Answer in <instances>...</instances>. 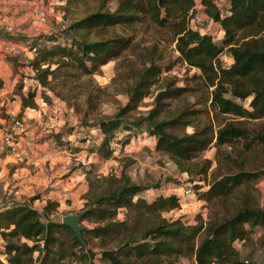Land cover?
<instances>
[{
  "label": "trees",
  "instance_id": "obj_1",
  "mask_svg": "<svg viewBox=\"0 0 264 264\" xmlns=\"http://www.w3.org/2000/svg\"><path fill=\"white\" fill-rule=\"evenodd\" d=\"M77 1L65 0L67 4ZM107 1L99 0L101 4L95 11L75 20L59 35L45 38L36 51V61L31 63L36 70L32 80L45 89L61 77L50 67L41 69L40 60L57 57L63 67L92 74L123 51L133 50L136 45L132 44V36L116 32V26L127 32L147 19L155 27L167 29L178 58L199 72L203 86L209 90V108L213 111L212 120L217 121L216 128L205 124L193 126L191 133L169 131L191 124L187 118L196 112L182 111L170 120H158L162 102L187 91L186 87H176L174 81L166 83L154 96V107L146 117H127L163 71L159 65L162 54L152 46L144 55L143 67L133 72V83L126 93L128 104L94 125L93 129L102 136L97 152L107 159L113 141L125 146L131 136L146 128V135L155 140L154 151L166 155L198 181L206 183L209 175L205 191L199 192L200 185L194 187L200 200L211 204L238 198L240 204L226 216H210L206 222L191 225L163 216L178 208L176 194L157 193L146 199L142 194L158 189L157 185H139L123 173L98 176L89 182L84 195L82 220L94 224L90 229L84 227V243L71 228L50 219L57 208L54 201L46 202L41 211L25 202L0 209V237L4 240L6 264H65V259L83 260L89 257L87 247L93 239L116 240L114 248L100 252L102 264H181V258L191 264H264V260L240 257L235 246L245 243L250 232L260 227L258 244L264 248V202L259 205L240 192L253 181L264 179V165L245 170L243 162L232 156L236 143H240L241 152L255 147L264 149V131L252 132L245 127L247 122L264 119V0H227L224 11L215 0H200L203 13L222 32L219 44L212 34L189 27L194 0H115L112 12L105 8ZM223 52L232 60L228 66L220 62ZM34 96L31 90H20L22 110L35 108ZM246 99L250 100L248 107L241 103ZM119 129L128 134L118 139L115 133ZM210 147L216 150L214 169L209 159L196 162ZM221 163L227 172H219ZM120 213L121 220L117 219Z\"/></svg>",
  "mask_w": 264,
  "mask_h": 264
},
{
  "label": "rangeland",
  "instance_id": "obj_2",
  "mask_svg": "<svg viewBox=\"0 0 264 264\" xmlns=\"http://www.w3.org/2000/svg\"><path fill=\"white\" fill-rule=\"evenodd\" d=\"M215 1L224 11L227 0ZM100 4L99 0H78L70 4H67L65 0H37L36 2L21 3L19 26L23 36L20 37V47L16 53L4 56L10 72L8 71L4 81H0V87H5L7 90L4 104L8 105V109L13 110L16 106L17 110L22 112L24 109H21V104L19 103L17 106V103H14L20 99V90L24 93L28 90L35 92L33 98L35 108L25 109L23 113L26 112V116L21 112L19 116L17 111L14 113L15 116H12V120L10 119L11 123H14L15 120L20 121V131L22 130L20 137L26 139L24 142L27 149L30 147L36 153L43 149L51 150L60 157L56 161L62 168H59L57 176H62V179L67 180L68 185L64 184L65 188L71 191V194L75 193L74 196H71L69 192V194L65 193L63 188L58 186L55 191H59L58 197L55 196L52 200L57 203V208L50 215V219L61 221L62 217L66 215L80 214L89 182L98 176L111 174L120 176L121 173L139 185L158 186V189L142 194L146 199H151L157 193L177 195L179 206L177 209L164 213L163 216L166 219H180L184 223L195 225L200 221L206 222L210 216H226L227 213L239 206L240 199L232 198L211 204L200 200L194 187L200 185L199 192L205 191L209 175L206 177V183L203 180L198 181L194 176H190L178 168L166 155L154 151L155 140L146 135V128L138 130L139 132L131 136L130 143L125 146L113 141L111 143L112 153L107 159L97 152L102 136L93 129L94 125L104 118L112 117L120 108L128 104L129 98L126 93L133 83V72L143 67L144 55L152 46H156L158 52L162 54L159 65L163 71L156 77L146 96L137 103L136 108L127 117H146L148 111L154 107V96L166 86V83L174 81L176 87H186L187 91L179 96L164 100L158 120H170L182 111L196 112L193 117L187 118L191 124L180 125L178 128L169 129V131L174 134L191 133L193 126L202 127L205 124H211L213 129L216 128L217 121L212 120L213 111L209 108V90L203 86L199 72L189 68L178 58L174 51V42L167 29H159L147 19L134 24L127 32L116 26L114 28L116 32L132 36V44L136 45L133 50L123 51L118 58L98 67L92 74H83L74 67H63L57 57L40 60L39 67L41 69L50 67L51 70H56L61 77L55 81L50 79L51 82L45 89L32 80L36 75V70L33 69L31 63L36 61V51L41 48L39 43L44 42L47 37L59 35L72 22L99 8ZM115 7V0H109L105 4V8L111 12L115 10ZM12 10L8 9L4 16L6 24L13 27L15 32L18 31L19 26H16L14 18L11 19ZM36 11H42L45 15V23H35L33 14ZM13 15L15 16L12 17L18 16ZM48 27L49 30L46 29ZM43 29L46 30L43 32ZM194 29L212 34L214 41L218 44L222 39L218 29L211 21L207 20L203 24L202 20V23ZM15 33L12 37H17ZM8 38L10 40L11 37L8 36ZM45 45L51 44L46 43ZM224 55L229 57L226 52H223L219 57ZM226 60L222 58L220 62L224 66L232 63V60L227 58ZM57 62L60 66L55 65ZM3 73L5 74L6 71L4 70ZM21 87L24 89L22 88V90ZM249 101L246 99L241 103L248 107ZM245 127L252 132L264 131V119L247 122ZM29 131L30 134L26 136L25 133ZM125 132L119 129L115 135L121 139L126 135ZM232 156L239 163L243 162L245 170L264 165V149L259 147L248 152H241L240 143H236L232 147ZM203 159H209L212 162L211 169H214L217 165L215 148L207 149L196 158V162L201 163ZM231 167L232 165H230V169L233 171ZM219 172H227L222 163L219 165ZM82 174L85 175L80 178ZM81 185L87 187L84 194H81ZM32 186L33 188L28 189L29 193L26 195L32 196L33 200L40 197L38 193L42 189L35 188L34 184ZM242 188L240 192H245V195L256 200L259 205L264 202V179H257L250 186ZM8 190V187L5 190L0 186V205L2 203L4 205L20 204V190L10 188L11 194L9 195ZM15 191H17V196L14 197ZM37 205V208L41 209L39 203ZM122 218L123 215L120 213L117 219L121 220ZM81 225L89 229L94 226L86 219L81 220ZM261 234L262 229L256 227L250 232L249 239L245 243H236L235 246L240 251V257L251 258L254 261L264 260V248L258 244ZM3 243L4 240L0 237V263L6 264ZM115 246V239L103 241L93 239L89 241L87 247L89 257L83 260L65 259L64 263L102 264L99 261L100 252ZM179 263L191 264V261L181 258Z\"/></svg>",
  "mask_w": 264,
  "mask_h": 264
},
{
  "label": "crops",
  "instance_id": "obj_3",
  "mask_svg": "<svg viewBox=\"0 0 264 264\" xmlns=\"http://www.w3.org/2000/svg\"><path fill=\"white\" fill-rule=\"evenodd\" d=\"M24 4L25 2H21ZM20 0H1L0 1V81H4V78H7L8 71L10 72L9 65L6 63L4 56L7 54L3 52L2 47L5 42L9 41L8 36L4 33L3 27L6 24L5 20L6 17L4 16L7 14L8 9L12 10V16H15L13 14H16L17 17L14 18V21L16 23V26L20 25ZM29 3V1H28ZM211 21L207 18V16L203 13V24L205 21ZM212 22V21H211ZM214 26L218 29V32L222 36V32L219 28V26L212 22ZM202 25V24H201ZM18 28V27H16ZM49 30L50 28H46ZM43 29L42 31L44 32ZM17 31V30H16ZM15 31V32H16ZM205 33V32H200ZM17 37L11 38V41L16 43L18 49L20 47V37H22V33H20V26L18 31L15 33ZM23 43V42H22ZM19 44V45H18ZM40 45L44 44V42H40ZM6 71L4 74L3 71ZM33 76V74H31ZM23 88V87H22ZM24 89V88H23ZM22 89V90H23ZM5 94H7V90L5 87H0V139L4 134H6L7 131L10 129H14V136L16 140L18 141V149L15 153H10L5 149L3 146L0 145V186L6 190L8 187V195L11 194L10 188L12 190L18 189L20 190V203L26 202L30 203V205L35 208H37V203H39V207L42 209V207L45 205L47 201L54 200L55 196L58 197V192H55L59 187H62L64 192L74 196V194H71V191H68L65 188V185H68L67 180L62 179V176H57L59 173V167L58 162L56 161L57 158L59 159L57 154L51 152V150L43 149L41 151H38L36 153L33 149L30 147L27 149L24 138L20 137V128L13 127V123H11L12 116H15L14 113L18 111V114L20 116V110H17L16 106L13 108V110L8 109V105L4 104L5 102ZM21 102V100H17V106ZM27 110L28 108H24L23 111ZM21 114L26 116V112ZM30 114V113H29ZM28 114V115H29ZM28 118V117H26ZM11 119V120H10ZM30 134V131L25 133L26 136ZM29 140V139H27ZM46 143V142H45ZM46 145V144H43ZM81 146V145H80ZM36 153V154H35ZM64 169V167H63ZM85 174H82L80 178L84 177ZM35 188H41L38 198H35L32 200V196H28L26 194L29 193L28 189H32L33 185ZM65 184V185H64ZM81 194H84L86 192L87 187L85 188L84 185H81ZM45 191V192H44ZM69 192V193H68ZM17 191H15L14 197L17 196ZM41 194V195H40ZM37 196V195H36ZM19 197V196H18ZM31 202H30V201ZM57 202H59L58 199H56ZM8 205V204H6ZM6 205L2 203L0 205V209L4 208ZM38 209V210H41Z\"/></svg>",
  "mask_w": 264,
  "mask_h": 264
},
{
  "label": "built area",
  "instance_id": "obj_4",
  "mask_svg": "<svg viewBox=\"0 0 264 264\" xmlns=\"http://www.w3.org/2000/svg\"><path fill=\"white\" fill-rule=\"evenodd\" d=\"M20 1L21 2H26V1L36 2L37 0H20ZM194 3H195L194 11L192 12L189 18V21H188V25L192 29H194L197 25H200V23H202V20H203V6L201 5L200 0H194ZM33 20L35 21V23L38 22L40 24L45 23L46 21L45 15L42 13V11H36L35 14H33ZM3 30L7 36L13 38L12 36L15 33L13 27L9 25H4ZM11 38L9 41L5 42L2 47L3 52L6 54H14L18 50L17 45L13 41H11ZM222 58H224L225 61H227L226 58L231 60L230 57L228 56L226 57L225 55L223 57H219V59L221 60ZM12 126L16 128H20L21 123L19 120H15ZM14 134H15L14 129H10L0 139V145L3 146L5 149H7V151H9L10 153H15L16 150L18 149V141L16 140ZM125 134L127 135L128 132L126 131Z\"/></svg>",
  "mask_w": 264,
  "mask_h": 264
},
{
  "label": "water",
  "instance_id": "obj_5",
  "mask_svg": "<svg viewBox=\"0 0 264 264\" xmlns=\"http://www.w3.org/2000/svg\"><path fill=\"white\" fill-rule=\"evenodd\" d=\"M83 213L77 214V215H66L62 217L61 223L65 226H68L71 228L78 240L81 243H84L82 231L84 227L81 225V220H82Z\"/></svg>",
  "mask_w": 264,
  "mask_h": 264
}]
</instances>
